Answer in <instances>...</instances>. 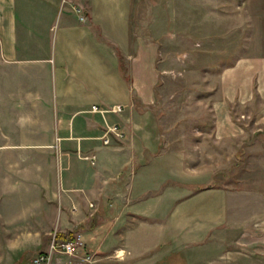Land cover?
Masks as SVG:
<instances>
[{"label":"crops","instance_id":"crops-1","mask_svg":"<svg viewBox=\"0 0 264 264\" xmlns=\"http://www.w3.org/2000/svg\"><path fill=\"white\" fill-rule=\"evenodd\" d=\"M132 4L0 0V264H26L20 256L47 249L53 231L71 229V195L94 190L106 209L96 225L75 235L96 246V259L83 264H264V156L256 185L198 187L179 203L191 207L185 203L192 200V212L172 211V220L153 221L152 213L131 207L145 205L146 194L137 190L131 202L108 196L105 168L118 147L102 143L104 117L90 107L123 106L104 116L124 128L135 110L132 93L143 97L154 75L156 44L132 40L129 33ZM58 15L50 41L48 30ZM218 76L216 98L208 106L213 141H231L248 127L264 131V55L238 58ZM130 123L135 135L139 124ZM91 154L94 164L83 157ZM75 160L86 161V169L79 170ZM25 196L27 202L21 200ZM129 213L138 221L122 246L115 229ZM170 224L174 230L165 232ZM56 253L49 264H62ZM120 253L124 258L116 259Z\"/></svg>","mask_w":264,"mask_h":264},{"label":"rangeland","instance_id":"rangeland-1","mask_svg":"<svg viewBox=\"0 0 264 264\" xmlns=\"http://www.w3.org/2000/svg\"><path fill=\"white\" fill-rule=\"evenodd\" d=\"M58 23L59 15L48 30L50 41L56 38ZM129 33L132 40L142 38L156 44L152 51L154 75L143 97L132 93L135 110L124 121V137L109 144H116L118 153L105 168L108 196L131 202L137 190L142 197L146 194L145 205L132 203L131 207L152 213L153 221L172 220L176 214H169L179 212L184 205L179 203L198 187L256 185L261 178L264 131L248 127L241 137L214 142L208 106L216 98L218 75L224 67L238 58L264 55V0H133ZM109 59L105 58L106 66ZM120 65L128 74L123 58ZM105 84L111 85L107 77ZM97 100L105 102L101 96ZM132 120L139 124L135 135L130 131ZM74 162L79 170L86 169V161ZM28 199L21 198L24 202ZM71 201L66 208L71 229L53 231L68 240L96 225L102 207L106 209L95 190L74 192ZM186 204L191 207L182 209L191 213L192 200ZM77 210L78 214L73 213ZM133 217L129 213L127 221L115 229L122 246L127 245L137 224ZM170 227L165 232L174 230ZM95 247L81 240L73 255L64 259L65 254L56 253L55 258L62 259V264H83L82 257L95 253ZM47 249L20 259L34 264L33 259ZM96 257L93 254L92 261ZM114 257L123 259L124 253Z\"/></svg>","mask_w":264,"mask_h":264},{"label":"built area","instance_id":"built-area-1","mask_svg":"<svg viewBox=\"0 0 264 264\" xmlns=\"http://www.w3.org/2000/svg\"><path fill=\"white\" fill-rule=\"evenodd\" d=\"M76 12L80 13V8H75ZM83 16H80V19H82ZM121 105L119 104H113L109 107H102L97 104H92L90 107V111L94 113H99L101 116L104 117V129L103 133L99 137L104 145H109L112 143V140H118L124 137V130L121 127L119 123H109L105 120V114L106 113H114L117 114L121 111ZM85 159L89 160L91 164L95 163V155H85L83 156ZM81 241L78 239V237H75L74 239H62L56 236L55 232L52 233L51 239L48 245V249L46 252H43L41 254H38L33 259L34 264H49L52 254L57 252L61 254H65L68 256H71L74 254V250L76 246H79ZM91 259L90 254H86L84 257H82V260L89 261Z\"/></svg>","mask_w":264,"mask_h":264},{"label":"trees","instance_id":"trees-1","mask_svg":"<svg viewBox=\"0 0 264 264\" xmlns=\"http://www.w3.org/2000/svg\"><path fill=\"white\" fill-rule=\"evenodd\" d=\"M124 76L126 77V79H128L127 75H124ZM70 239H72V238H70Z\"/></svg>","mask_w":264,"mask_h":264}]
</instances>
